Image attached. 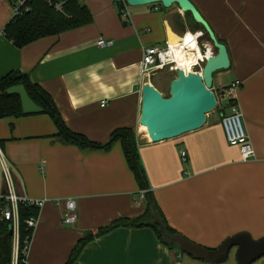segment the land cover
<instances>
[{
	"label": "crops",
	"instance_id": "obj_1",
	"mask_svg": "<svg viewBox=\"0 0 264 264\" xmlns=\"http://www.w3.org/2000/svg\"><path fill=\"white\" fill-rule=\"evenodd\" d=\"M5 1L9 15L0 23V78L17 70L29 74L52 96L68 127L92 141L104 143L116 129L133 128L167 222L188 240L216 250L240 233L264 237V0H191L227 46L230 67L214 74L221 107L200 128L165 139L154 138L140 123L142 89L146 83L155 87L153 75L173 79L176 72L143 74L144 51L205 32L192 14L177 3L82 0L92 13L90 23L17 47L4 35L12 18L11 2ZM100 38L113 43L99 46ZM200 42L213 46L205 35ZM235 82L238 88H232ZM231 100L239 105L255 148L249 160L229 144L222 125ZM58 132L44 112L0 118V145L21 175L18 190L45 200L27 254L30 263L66 264L91 231L93 239L75 264H239L237 246L226 261L209 262L164 243L151 227H118L97 236L113 221L142 213L146 200L120 142L85 151L63 142ZM69 199L77 204L73 224L63 222ZM251 264H264V255Z\"/></svg>",
	"mask_w": 264,
	"mask_h": 264
},
{
	"label": "trees",
	"instance_id": "obj_2",
	"mask_svg": "<svg viewBox=\"0 0 264 264\" xmlns=\"http://www.w3.org/2000/svg\"><path fill=\"white\" fill-rule=\"evenodd\" d=\"M13 2V0H8ZM32 10L23 16L12 17L4 27V35L17 47L26 46L42 37L59 35L65 31L81 27L90 23L93 19L90 9L82 3V0H66L65 10L57 11L55 8L46 4L43 0H33ZM192 14L191 12H189ZM125 23H128L125 21ZM199 29L205 32V38L210 41V37L203 25L197 23ZM17 84H24L30 97L44 108V113L48 114L58 128V137L65 143L75 144L85 151L108 150L116 142L123 146L128 165L134 172L141 190H145L146 206L145 210L133 217H125L113 221L110 225L100 228L97 236L104 235L118 227H151L156 232L161 241L171 247H175L161 232L160 221L167 234H179L167 222L166 216L162 211L159 202L149 184L145 167L142 163L138 137L135 130L131 127L118 128L112 132L107 142H95L81 133L71 130L61 116L52 96L46 92L40 85L34 83L29 74L19 70L13 71L3 78H0V118L7 116H22V104L20 95L8 94L7 88ZM155 87L157 88L156 84ZM218 104L220 96L215 91ZM232 103V100L230 104ZM3 204L0 201V264H11L13 254V236L10 234L9 227L11 223L3 215ZM39 214V208L36 206L25 205L20 207L21 216V244L31 233V229L26 228V219ZM32 239V237H31ZM93 235L81 238L74 246L70 259L66 264H75L78 256Z\"/></svg>",
	"mask_w": 264,
	"mask_h": 264
},
{
	"label": "water",
	"instance_id": "obj_3",
	"mask_svg": "<svg viewBox=\"0 0 264 264\" xmlns=\"http://www.w3.org/2000/svg\"><path fill=\"white\" fill-rule=\"evenodd\" d=\"M131 6L161 3L171 7L177 3L184 12H191L196 22L203 25L215 48L203 63L200 73L186 71L179 68L175 77L170 81L167 96L155 88L151 83L143 86L142 110L140 123L148 129L156 139L174 138L183 133L196 130L203 126L208 114L213 112L218 100L213 90L214 74L230 67V56L227 46L219 41L213 28L204 18L191 0H127ZM169 41L176 44V41ZM8 94L20 95L24 114L42 113L44 108L29 95L24 84H17L7 88ZM161 232L180 251L191 254L209 262H224L228 259L232 247L237 246V260L239 264H251L264 255V237L254 240L248 233H240L227 239L218 249L212 250L196 244L180 234L169 235L160 221ZM13 235V226L9 227ZM91 236L92 232L88 231Z\"/></svg>",
	"mask_w": 264,
	"mask_h": 264
},
{
	"label": "built area",
	"instance_id": "obj_4",
	"mask_svg": "<svg viewBox=\"0 0 264 264\" xmlns=\"http://www.w3.org/2000/svg\"><path fill=\"white\" fill-rule=\"evenodd\" d=\"M33 0H13L11 3L12 17L23 16L32 10ZM49 6L55 8L59 12L65 10L66 0H43ZM122 14L125 16V21L129 22L130 14L127 6L121 8ZM204 36L203 31L195 33H186L183 39L176 44L167 43L165 46H150L145 48L142 73L154 74L161 70H172L176 72L180 59L186 56L187 50L192 49L197 52V61L191 67L195 73H200L203 63L209 56L215 54V48L210 43H202L201 39ZM189 41V42H188ZM197 45L190 46V43ZM113 43L112 39L100 38L97 41L99 46H107ZM202 46H201V45ZM203 52L204 54H201ZM188 72V71H187ZM237 82L232 84V88H238ZM105 105V102L102 103ZM217 105L216 108H220ZM230 112L223 114L222 125L225 130L227 140L230 145L240 148L243 160H249L255 157V148L250 139L248 131L243 121L242 111L233 101L230 105ZM183 158H186L187 152H181ZM21 175L17 168L5 156L0 145V201L3 204V215L13 226V254L11 264H32L27 259L31 237L38 223V216L33 215L26 219V228L31 229V233L24 239V244H21V216L20 207L25 205L36 206L40 209L44 205L45 200L29 197L26 193L18 190V180ZM145 190L141 191V198H145ZM78 219V211L76 201L73 199L67 200V213L63 218L66 224H73Z\"/></svg>",
	"mask_w": 264,
	"mask_h": 264
},
{
	"label": "rangeland",
	"instance_id": "obj_5",
	"mask_svg": "<svg viewBox=\"0 0 264 264\" xmlns=\"http://www.w3.org/2000/svg\"><path fill=\"white\" fill-rule=\"evenodd\" d=\"M5 2V4H3ZM7 3L5 0H0V23L4 21L6 16L9 15V11L7 9ZM216 51V50H215ZM153 82L156 84L157 89L162 93V95H168L169 83L172 79L171 75L166 73H157L152 77Z\"/></svg>",
	"mask_w": 264,
	"mask_h": 264
},
{
	"label": "bare ground",
	"instance_id": "obj_6",
	"mask_svg": "<svg viewBox=\"0 0 264 264\" xmlns=\"http://www.w3.org/2000/svg\"><path fill=\"white\" fill-rule=\"evenodd\" d=\"M176 41V40H175ZM174 41V42H175ZM180 41V40H179ZM189 42V41H188ZM190 46H195L197 47L196 44L194 43H190ZM201 54H204L203 52H201ZM197 61V52H195L194 50L192 49H188L187 50V53H186V56L183 57L182 59H180V62L178 63V68H182L186 71H189V70H192V65L194 63H196Z\"/></svg>",
	"mask_w": 264,
	"mask_h": 264
}]
</instances>
